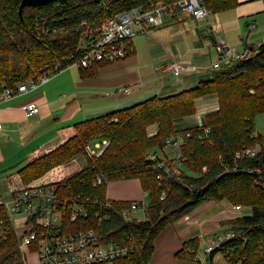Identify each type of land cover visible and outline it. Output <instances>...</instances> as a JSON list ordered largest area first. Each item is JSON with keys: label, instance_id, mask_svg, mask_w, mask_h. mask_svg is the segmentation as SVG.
<instances>
[{"label": "trees", "instance_id": "16d2710c", "mask_svg": "<svg viewBox=\"0 0 264 264\" xmlns=\"http://www.w3.org/2000/svg\"><path fill=\"white\" fill-rule=\"evenodd\" d=\"M176 1L58 0L41 7H25L20 17L21 0H0V91L36 81L56 63L64 69L72 66L81 54L83 32H95L116 14L145 8L149 3ZM203 5L216 14L233 9L237 2L204 0ZM228 64L223 72L193 89L166 98L153 97L76 123L69 140L17 173L16 184L19 188L41 184L52 170L82 158L83 167L58 183L57 189L67 199L84 195L93 205L94 199L104 201L108 183L137 179L147 199L144 221L123 218L120 209L127 202L120 201L113 202L108 221L98 225L90 220L73 229H94L104 242L121 245L131 239L134 253L112 264H148L154 240L167 226L204 203L227 201L249 209L250 214L228 223V232L234 237L222 242L208 260L221 253L230 264H264V135L255 130V118L264 113V43L252 48L249 58ZM102 65L106 64L79 68L81 77L94 76V69ZM213 95L218 108L203 117L201 126L176 129L178 121L195 114L197 99ZM153 125L156 133L149 136L147 129ZM175 135L183 139L180 175H163L158 180L159 172L147 156L161 153L165 139ZM105 140L108 144L102 153L89 157L87 146ZM255 147H259L255 157L244 155L246 149ZM97 175H103L105 182L93 186ZM17 247L13 236L1 244L0 264H9L6 262L17 257ZM197 249L198 241L189 240L175 257L193 262ZM16 259L14 264H23Z\"/></svg>", "mask_w": 264, "mask_h": 264}, {"label": "crops", "instance_id": "0c3cea01", "mask_svg": "<svg viewBox=\"0 0 264 264\" xmlns=\"http://www.w3.org/2000/svg\"><path fill=\"white\" fill-rule=\"evenodd\" d=\"M236 2L233 9L210 14L207 18L196 19L177 12L174 16H166L161 27L146 32L140 31L144 26L137 25L131 40L133 53L125 60L96 67L95 75L91 77H81L79 68L70 66L36 89L0 103V197L19 189L18 180H14L13 175L32 160L69 140L76 123L153 97L173 96L211 80L230 63L218 60L215 50L218 42L235 48L236 52H251L252 48L262 44L256 34L255 38L250 34L257 30L256 20L264 14V0ZM244 23L247 28L241 39L244 43L242 46L233 45L236 35L232 34ZM172 64L181 66L179 74L168 72ZM123 89H129L131 93L121 92ZM28 103L36 104L39 114L26 118L24 108ZM217 108L215 95L197 99L195 114L178 121L176 129L201 126L203 117ZM155 133L156 126L153 125L149 135ZM134 183L141 196L133 193ZM110 185V198H106L111 201H144L146 198L137 179L111 182ZM4 187L8 188L6 194L3 193ZM249 214V209L241 207L236 211L227 201L204 203L157 235L148 264H194L175 257L183 243L196 239V254L202 253L217 237L230 230L228 223L231 220ZM35 262L37 264V260Z\"/></svg>", "mask_w": 264, "mask_h": 264}, {"label": "built area", "instance_id": "2783aa9c", "mask_svg": "<svg viewBox=\"0 0 264 264\" xmlns=\"http://www.w3.org/2000/svg\"><path fill=\"white\" fill-rule=\"evenodd\" d=\"M203 2L204 0H178L171 4L149 3L145 8L120 12L105 20L95 32H83L79 44L81 54L72 66L88 69L99 63L112 64L125 60L133 53L131 40L136 34L135 26H144L140 29L141 32L161 27L166 16H174L177 12L187 13L196 19L207 18L211 13L206 10ZM250 27L253 28L254 25ZM215 50L219 61L231 62L250 56L249 51L236 52L222 41L216 44ZM65 69L56 63L36 81L21 83L15 88L3 87L0 91V103L36 89ZM181 70L180 65L172 64L168 72L177 75ZM121 92L128 95L131 90L123 89ZM39 112V107L34 103H28L24 108L26 118ZM99 143L95 144V149L99 151L96 153L87 146L89 157H98L101 154L100 148L107 146L106 142ZM182 146L183 139L180 136H171L165 139L161 153H150L147 156L154 169L159 172L158 180H161L163 175H180ZM173 149L174 153H168ZM258 151L249 148L244 151V155L255 157ZM238 156L236 154V157ZM169 163L172 165L169 166ZM104 182L103 175H97L93 186ZM57 184H34L12 190L7 196L0 197V245L13 236L21 253L32 251L37 264H112L134 253L135 245L129 238L126 239V244L121 245L104 242L94 229L73 231L75 225L88 223L90 220L96 221L98 225L108 221V212L113 209L115 201L105 198L100 202L94 199L91 205V200L84 195L67 199L58 193ZM163 198L162 193L161 200ZM146 207V201H127L120 209V214L123 218H136L135 215L143 214ZM234 209L239 211L241 207L234 206ZM136 220L142 222L145 218L142 215ZM233 237L232 232L225 233L224 239L217 237L215 242L204 250L202 256L195 255L193 263H204L222 242Z\"/></svg>", "mask_w": 264, "mask_h": 264}, {"label": "rangeland", "instance_id": "374dc122", "mask_svg": "<svg viewBox=\"0 0 264 264\" xmlns=\"http://www.w3.org/2000/svg\"><path fill=\"white\" fill-rule=\"evenodd\" d=\"M260 18V19H259ZM257 20H256V25H257V30L253 31L250 35H253L254 38H255V34L257 35V39H261L260 41L262 43H264V14H262L260 17H259ZM242 31V32H241ZM244 31H247V28H246V25L245 23L243 24V26L240 28L239 27V30L234 32L232 35H236L234 36V40L232 42L233 45H236L237 46H242L243 45V40H241L243 38V32ZM239 37L240 40H239ZM251 39V38H250ZM242 41V43L240 42ZM235 49V48H234ZM255 49V48H254ZM76 68V67H74ZM150 128L151 126L147 129V132H148V135H149V131H150ZM255 130L258 134H261V135H264V113L258 115L256 118H255ZM150 136V135H149ZM103 142H106L108 144V141L105 140ZM96 143H99V141H94V142H91L88 146H89V149L93 152H99L95 149V144ZM99 144H102V141L101 143ZM101 149V153L102 151L104 150L102 147L100 148ZM255 151H258L259 150V147H255L253 148ZM174 153L175 152V149L169 151L168 153ZM84 165V161L82 158H79V159H74L54 170H52L51 172H49L43 179L40 180V183L41 184H49V183H60V182H63L65 179H67L68 177H70L72 174L76 173L80 168H82ZM184 171H186L187 173L191 174L190 172H188L185 168H183ZM15 176V177H14ZM14 177V180H18L17 178V175L14 174L13 175ZM135 185L133 186V193H140V196L142 195L140 190L138 189L136 183H134ZM110 183L107 184V189H106V197L108 196L109 197V192H110ZM8 187V186H7ZM7 187H4L5 190H4V194L7 193V190L8 188ZM143 198V196H142ZM144 201H147V199L144 197L143 198ZM136 218H141L142 217V214L141 213H138L135 215ZM225 233V232H224ZM223 233V234H224ZM223 239L225 238V234L221 236ZM18 249V256L19 258H17L16 256H14V259H11V261L9 262H6V263H9V264H14V260L16 259L17 262H20L22 261L23 264H36V257L34 255V253L32 251H29L28 253L24 252L23 254L21 253L20 249L17 247ZM203 252L202 253H199L198 256H202ZM202 264H230L226 258L224 257V255H222L221 253H217L213 256V259L211 262H209L208 260L205 261L204 263Z\"/></svg>", "mask_w": 264, "mask_h": 264}, {"label": "water", "instance_id": "95a60500", "mask_svg": "<svg viewBox=\"0 0 264 264\" xmlns=\"http://www.w3.org/2000/svg\"><path fill=\"white\" fill-rule=\"evenodd\" d=\"M54 1L58 0H21V3L19 5L18 14L21 17L22 16V10L25 7H41L45 6L49 3H52Z\"/></svg>", "mask_w": 264, "mask_h": 264}]
</instances>
